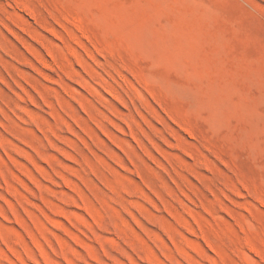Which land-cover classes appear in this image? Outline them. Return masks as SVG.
Segmentation results:
<instances>
[{"label":"rangeland","instance_id":"rangeland-1","mask_svg":"<svg viewBox=\"0 0 264 264\" xmlns=\"http://www.w3.org/2000/svg\"><path fill=\"white\" fill-rule=\"evenodd\" d=\"M0 264H264V0H0Z\"/></svg>","mask_w":264,"mask_h":264}]
</instances>
